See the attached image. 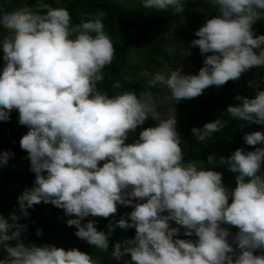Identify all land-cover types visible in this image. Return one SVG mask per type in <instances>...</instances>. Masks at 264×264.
Wrapping results in <instances>:
<instances>
[{
	"label": "clouds",
	"instance_id": "1",
	"mask_svg": "<svg viewBox=\"0 0 264 264\" xmlns=\"http://www.w3.org/2000/svg\"><path fill=\"white\" fill-rule=\"evenodd\" d=\"M209 3L218 15L207 19L190 43L201 55L211 53L197 74L182 75L177 68L167 75L157 72L149 81L166 87L175 102L264 67V35L254 37L252 30L264 13V0ZM141 4L157 12L184 11L183 0ZM70 20L65 8L50 7L45 0H36L34 8H0V28L10 32L0 39L5 61L0 68V121L7 122L10 112L18 111V124L28 129L19 147L35 174L33 186L17 197L20 216L10 214L11 223L0 217V247L7 253L0 264H96L75 248L22 243L26 228L17 220L27 218L26 209L41 202L74 216L66 220L76 228L74 235L101 251L107 248V234L97 231L95 221H81L114 216L117 205L131 207L127 219L121 216L115 223L134 228V236L114 244L111 253L117 260L128 255L125 264H264V255H253L264 251V147L238 148L220 159L225 170L235 174L231 190L219 171L182 163L174 115L162 119L150 92L126 90L109 96L97 90L102 69L114 54L102 16L74 26ZM234 99L238 103L225 109L231 118L264 125V90ZM149 117L156 126L139 131L138 138L126 144L129 134ZM225 125L218 118L191 132L197 142H205ZM243 142L264 145V135L245 133ZM10 157L9 152L0 153V165ZM207 162L212 164L211 155ZM112 225L109 220V232ZM222 225L238 229L231 243ZM181 229L183 236L196 240L174 239ZM35 235H41L39 229Z\"/></svg>",
	"mask_w": 264,
	"mask_h": 264
},
{
	"label": "trees",
	"instance_id": "2",
	"mask_svg": "<svg viewBox=\"0 0 264 264\" xmlns=\"http://www.w3.org/2000/svg\"><path fill=\"white\" fill-rule=\"evenodd\" d=\"M2 1L0 0V5L3 9L15 8L13 2L3 5ZM45 3L53 8H65L71 17L70 26L92 19L97 15L102 16L104 31L112 42L114 54L111 63L102 69L103 80L97 84V90L109 96L126 90L134 91L137 94L148 91L151 96L158 93L159 84H149V81L140 78L139 72L142 70L152 72L163 64L168 66L169 72L173 70V65L166 57V49L169 44L160 41L159 36L163 35L188 9L197 10L202 14L211 12V18L218 15L216 8L209 3V0H183L184 11L182 13L174 14L171 9L155 11L145 20L133 17L127 13L126 7L110 0H45ZM35 4L36 0H25L23 5L34 8ZM200 27L202 26L194 29L193 39L198 38L194 32ZM252 30L254 37L264 35V13L261 14V19L252 25ZM207 55H211V53L201 55L197 47H189L186 54L181 57L177 56L176 51L172 54L181 67H188L189 75L197 74ZM116 82L119 83V88L113 87ZM257 90H264V67L249 69L242 73L237 80L227 81L221 86H209L202 90L199 96L187 100L175 102L167 90V97L177 118L175 130L181 139L182 163H193L202 168L219 171L222 175V183L231 190L235 186V174L226 171L225 166L220 163V159L227 158L238 148L252 151L255 147H264V145L248 146L243 142L245 133L260 131L264 135V125L248 124L233 119L225 112V109L227 106H235L238 103L234 99L236 96L252 97ZM218 118L226 121L225 127L220 132L214 133L205 142H197L191 129L202 128L205 123ZM242 124L243 127H241ZM143 129H145V124L138 126L136 132L129 134L125 143H132L138 138L139 131ZM27 131L25 126L18 124V111L13 109L7 122L0 121V152L14 154L20 150L19 140ZM209 155L213 157L212 164L207 162ZM102 163L99 162L98 166H102ZM30 167L29 160L25 158L22 164H18L10 172L15 188L2 189L0 185V217H4L8 223H11V220L8 219L10 214L20 216L17 197L24 189H30L33 186L35 174L30 171ZM261 171H264V161L261 164ZM228 203H231V199ZM26 211L27 218L21 217L17 220L18 224L24 225L26 228L25 232L21 233V238L26 236L28 240H35L38 246L51 245L64 250L75 248L89 255L96 261V264H125V261L130 259L128 255H122L117 260L111 255L113 245L131 239L135 231L123 230L116 225L117 217L124 216V213L118 211L117 206L114 216L110 215L108 218L88 216L81 221V224H84L87 219L95 221L94 226L97 231L107 234V248L104 251L96 249L74 235L76 228L67 225L66 220L75 219V217L65 216L63 209H58L50 203L41 202L34 204ZM109 220L113 221L110 232L106 227ZM222 226L229 231L230 235L227 239L231 243L232 236L238 229L230 225ZM37 229L41 232L39 237L35 235ZM182 233L174 239L196 240L195 236L185 237ZM232 247L235 249V244H232ZM121 252H123V248H121ZM253 255H264V251L256 250ZM4 258L2 247H0V259Z\"/></svg>",
	"mask_w": 264,
	"mask_h": 264
},
{
	"label": "rangeland",
	"instance_id": "3",
	"mask_svg": "<svg viewBox=\"0 0 264 264\" xmlns=\"http://www.w3.org/2000/svg\"><path fill=\"white\" fill-rule=\"evenodd\" d=\"M110 1L126 7L127 13L141 20L147 19L150 15H152L155 12L143 8L141 4V0H110ZM11 2L15 4V8H16L19 6H23L25 0H3L1 4L8 5ZM0 8H2V6ZM191 10L192 9L186 10L183 13V15L176 22H174L163 35L159 36L160 41L167 42L169 44L166 49V57L173 65V70L179 68L180 74L182 75H189V69L188 67H181L179 65L178 60L173 58L172 56L173 52L176 51L178 57L184 56L186 54V51L190 47L191 41L193 40L192 36L194 29H196L199 26H203L205 21L208 18H211L212 16L211 12H209L208 14H202V12L198 13L199 11L197 10H192V11ZM5 35H10V32L5 29L0 30V39H2L3 36ZM4 63L5 61L3 60L2 49H0V68L3 67ZM157 72L167 75L169 73V68L166 64H163L161 67L153 70L152 72L142 70L139 72V76L141 79L145 81H150L152 79V76ZM152 100L155 107L159 111L162 119L169 118L173 115L175 120L177 119L171 107V103L167 97L166 87L161 86L159 84V92L152 95ZM144 124H145V128L155 127L157 121H154L151 119V117H149L145 120ZM0 153H4V152H0ZM25 158H27V153L24 150L20 149L14 152V154H11V157L8 159L6 164L0 165V185L2 189L15 188V185L12 183L10 177V172H12V170L18 164H22ZM196 166L198 168L201 167L199 165ZM133 203H136V201H133ZM117 209L119 212L124 213L125 219H127V213L132 211L131 207H125L121 205H117ZM120 218L121 216H118L117 220H119ZM88 221H90V219H87L84 223H87ZM169 226L176 227V225L173 222H169ZM122 229L134 230V228H127V227ZM183 231L184 230L181 229L180 233H182ZM22 243H24L25 245L31 243L38 246L35 240L32 241L22 238ZM8 244L9 246H14L15 241H12L11 243ZM2 254L6 258L7 253L3 250V247H2Z\"/></svg>",
	"mask_w": 264,
	"mask_h": 264
}]
</instances>
